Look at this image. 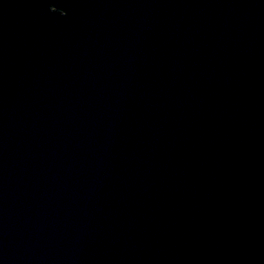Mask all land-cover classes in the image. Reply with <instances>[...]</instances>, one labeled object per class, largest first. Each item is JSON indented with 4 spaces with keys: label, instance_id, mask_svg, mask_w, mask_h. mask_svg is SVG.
<instances>
[{
    "label": "water",
    "instance_id": "1",
    "mask_svg": "<svg viewBox=\"0 0 264 264\" xmlns=\"http://www.w3.org/2000/svg\"><path fill=\"white\" fill-rule=\"evenodd\" d=\"M0 264H264V0H0Z\"/></svg>",
    "mask_w": 264,
    "mask_h": 264
}]
</instances>
